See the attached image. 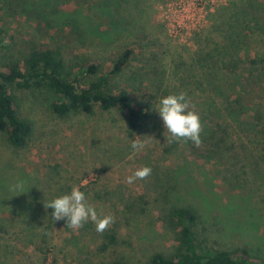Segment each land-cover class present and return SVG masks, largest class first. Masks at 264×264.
Masks as SVG:
<instances>
[{
    "label": "rangeland",
    "instance_id": "obj_1",
    "mask_svg": "<svg viewBox=\"0 0 264 264\" xmlns=\"http://www.w3.org/2000/svg\"><path fill=\"white\" fill-rule=\"evenodd\" d=\"M68 17L75 26H65ZM0 26L8 43L0 68L48 47L69 66L90 59L105 72L132 48L109 86L152 106L130 131L118 110L96 105L60 117L45 88H11L31 134L16 148L0 133V264H43L44 255L45 264H145L174 251L173 206L197 212L202 245L245 247L264 261V0H0ZM181 91L201 118L199 147L169 143L157 111L161 98ZM136 139L140 151L130 146ZM143 166L151 175L128 184ZM73 187L99 216H114L106 231L52 220L44 205Z\"/></svg>",
    "mask_w": 264,
    "mask_h": 264
},
{
    "label": "trees",
    "instance_id": "obj_2",
    "mask_svg": "<svg viewBox=\"0 0 264 264\" xmlns=\"http://www.w3.org/2000/svg\"><path fill=\"white\" fill-rule=\"evenodd\" d=\"M52 1L58 3L60 0ZM75 21L77 19L68 17L64 24L75 26ZM5 40L7 35L0 26V51L8 46ZM132 56L133 49L126 48L107 71L100 72L94 60L85 59L69 66L59 49L32 47L22 60H11L0 68V133L12 147L21 148L26 145L31 134V124L18 113L11 88L31 87L45 88L57 97L52 108L60 117L71 112L92 114L97 105L102 110L114 109L121 112L130 131L140 129L143 121L150 118L152 106L135 104L126 89L113 90L109 86L110 75L118 74L128 67ZM91 74L98 75L87 82L86 86L78 87L80 79ZM166 217L177 230L174 251L169 255L155 252L145 264H264L263 260L251 257L245 247L230 251L202 245L196 230L197 212L188 206L170 207ZM4 223V219H1L2 227L5 226ZM106 236L108 244L115 239L112 233ZM43 246L40 248L44 249L45 254L50 249L47 245ZM40 248L36 250L43 253ZM46 258L44 255L43 264ZM109 264L129 263L117 258Z\"/></svg>",
    "mask_w": 264,
    "mask_h": 264
},
{
    "label": "clouds",
    "instance_id": "obj_3",
    "mask_svg": "<svg viewBox=\"0 0 264 264\" xmlns=\"http://www.w3.org/2000/svg\"><path fill=\"white\" fill-rule=\"evenodd\" d=\"M157 111L164 127L170 133L169 143L190 140L197 147L201 145V118L198 112L190 110L186 93L181 91L179 94H169L161 98ZM130 146L135 151H140L144 148V143L136 139ZM151 172L152 169L148 166L140 167L126 178V182L132 184L138 179L144 180ZM44 206L52 209L53 221L66 218L67 226L73 230H78L91 221L95 224V230L103 233L115 222L112 215L99 216L96 209L87 203L85 193L78 187H73L70 193L58 196Z\"/></svg>",
    "mask_w": 264,
    "mask_h": 264
}]
</instances>
